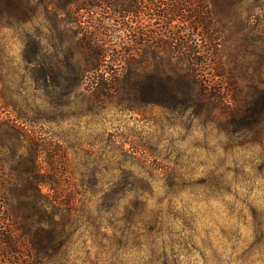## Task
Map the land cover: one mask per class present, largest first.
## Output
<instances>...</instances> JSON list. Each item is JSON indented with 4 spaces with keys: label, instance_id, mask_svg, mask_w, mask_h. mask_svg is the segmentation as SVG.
<instances>
[{
    "label": "rangeland",
    "instance_id": "374dc122",
    "mask_svg": "<svg viewBox=\"0 0 264 264\" xmlns=\"http://www.w3.org/2000/svg\"><path fill=\"white\" fill-rule=\"evenodd\" d=\"M206 1L214 39L201 42L192 75L184 59L151 62L145 40L152 27L163 32L162 18L174 29L193 23L198 0H164L174 13L161 17L150 0H135L128 28L104 0H0V119L36 120L27 127L47 142L49 192L66 214L65 246L51 245L36 264H264V0ZM80 36L107 48L109 75L121 69L112 53L124 44L144 63L122 73L170 76L194 97L127 100L121 77L112 96L86 83L69 92L57 74L69 73ZM41 109L48 121L36 119ZM16 155L0 151V228L21 231L27 191L4 162ZM14 261L25 264L0 258Z\"/></svg>",
    "mask_w": 264,
    "mask_h": 264
},
{
    "label": "trees",
    "instance_id": "16d2710c",
    "mask_svg": "<svg viewBox=\"0 0 264 264\" xmlns=\"http://www.w3.org/2000/svg\"><path fill=\"white\" fill-rule=\"evenodd\" d=\"M104 1L108 2L110 4L108 6L117 13L119 26L122 28L130 27L127 17L135 11V0ZM150 3V9L154 17L169 15L170 11L171 14L174 13V7L171 6L170 9L167 6H163L164 0H150ZM210 11L206 0H198L196 10L193 9L192 11L194 16L193 23L182 21V24H178L176 29H174L173 19L169 18L163 21L164 19L162 18L163 23L160 26L163 27V32H157L152 27L149 40L148 38L145 40L149 41L152 51L149 56L151 62L157 63L174 57L180 60L184 59L189 65V70L186 69L187 74L189 72L192 75L197 74L199 70L196 67L197 64L199 65L197 62L198 57L204 53L201 48L203 46L201 42L214 39V37L210 36L214 25ZM1 12L2 8L0 7ZM201 35L204 38L200 39L199 36ZM209 50L210 48L205 54L209 53ZM112 54V60L118 62L121 69L119 71L114 70L113 74L109 75L110 73L105 69V57L108 55L107 48L100 45L91 36L89 38L84 36L77 37L74 40L73 50L70 54L71 68L69 73L58 72L57 76L66 80L69 92L78 89L86 83V88L92 91L99 87L102 90L108 88L107 90L109 91L106 94L112 96L115 93V81L118 80V77H121L122 91L120 95L127 100L143 99L165 103L171 102L173 99L186 100L194 97L187 88L185 90L183 89L184 87L178 89L180 91L183 90L181 91L182 93H178L175 87L169 86L167 81L172 79L170 76L152 75L144 78L139 71L130 70L131 68L129 72L122 73V68L128 66L131 61L139 64L144 63L143 56H141V59L134 58L135 53L132 48L126 50L124 44H122ZM110 91L111 93H109ZM94 93L97 95V92ZM41 110V117L36 119L48 121L43 114L44 109ZM37 111H39V108L34 112ZM18 114L16 119H0V151L5 148V150H10L13 155L16 152L18 153L16 155L17 159L8 158L3 161L16 167V170L22 176L24 187L27 191L30 212L25 222H18V224L23 226L24 230L18 231L16 227L0 228V258L13 256L22 258L25 264H36L35 259L41 256H48L47 252L51 245L62 244V246H65L62 240L65 239L66 214L61 213V215H58V207L61 206L60 202L62 200L49 192V190L54 188L55 180L52 178L54 170L51 167V157L47 153V142L39 134L27 127L33 125L36 121L35 119L27 117L28 115L25 114ZM6 177L7 180L11 178L8 170ZM42 187H47L48 192H43ZM65 203L69 204L66 200ZM23 245L29 248L30 252L23 253L20 251L19 248ZM14 264L17 263L14 261Z\"/></svg>",
    "mask_w": 264,
    "mask_h": 264
}]
</instances>
